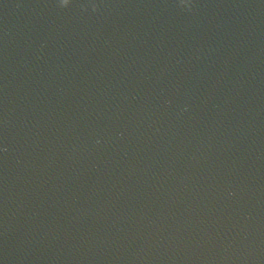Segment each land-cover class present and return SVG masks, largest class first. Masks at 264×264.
<instances>
[{"label": "water", "instance_id": "95a60500", "mask_svg": "<svg viewBox=\"0 0 264 264\" xmlns=\"http://www.w3.org/2000/svg\"><path fill=\"white\" fill-rule=\"evenodd\" d=\"M0 264H264V0H0Z\"/></svg>", "mask_w": 264, "mask_h": 264}]
</instances>
